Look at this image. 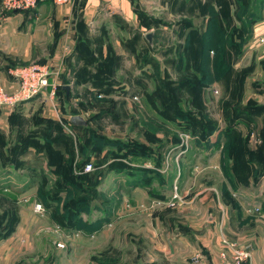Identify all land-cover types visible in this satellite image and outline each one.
Returning <instances> with one entry per match:
<instances>
[{
  "label": "rangeland",
  "instance_id": "374dc122",
  "mask_svg": "<svg viewBox=\"0 0 264 264\" xmlns=\"http://www.w3.org/2000/svg\"><path fill=\"white\" fill-rule=\"evenodd\" d=\"M137 6L151 43L104 29L102 73L0 105L7 264H195L221 234L264 264V0Z\"/></svg>",
  "mask_w": 264,
  "mask_h": 264
},
{
  "label": "crops",
  "instance_id": "0c3cea01",
  "mask_svg": "<svg viewBox=\"0 0 264 264\" xmlns=\"http://www.w3.org/2000/svg\"><path fill=\"white\" fill-rule=\"evenodd\" d=\"M144 0H42L34 9L9 11L2 7L0 0V84L6 88L15 86L10 70L20 64L38 61L48 65L52 71L51 80L58 83L56 95H68L69 85L76 79V71L93 69L92 63L83 62V55L96 56L101 49L100 34L121 30L122 38L128 41L146 39L147 31L142 30L137 3ZM153 1V0H148ZM119 40H112L116 53H126L119 47ZM105 46L103 42L101 47ZM105 50V47H102ZM79 58V59H76ZM86 66L83 67L82 65ZM78 74V72H77ZM60 88H62L60 90ZM43 93L37 94L42 95ZM33 96V98L35 97ZM33 98H29L32 100ZM47 96L49 102L54 100ZM24 100L22 102L28 101ZM29 100V101H30ZM211 216L208 217V220ZM206 240L207 258L195 264H216L217 252L223 241L231 240L222 234ZM16 241H0V264L9 263L18 255ZM251 263V259H250Z\"/></svg>",
  "mask_w": 264,
  "mask_h": 264
},
{
  "label": "built area",
  "instance_id": "2783aa9c",
  "mask_svg": "<svg viewBox=\"0 0 264 264\" xmlns=\"http://www.w3.org/2000/svg\"><path fill=\"white\" fill-rule=\"evenodd\" d=\"M42 0H1L5 10L32 9ZM14 77L15 86L6 88L0 84V105L14 106L32 96L45 93L48 97H55L58 83L50 79L51 70L48 65L38 61L20 64L10 70ZM90 164L84 166L89 171ZM39 208V205H37ZM250 252L235 242L224 240L222 248L217 252L216 264H251ZM195 262L200 256L194 257Z\"/></svg>",
  "mask_w": 264,
  "mask_h": 264
},
{
  "label": "trees",
  "instance_id": "16d2710c",
  "mask_svg": "<svg viewBox=\"0 0 264 264\" xmlns=\"http://www.w3.org/2000/svg\"><path fill=\"white\" fill-rule=\"evenodd\" d=\"M137 13H138V10H137ZM140 14V15H139ZM250 14V13H249ZM138 15L139 16H143V14H141L140 12L138 13ZM148 41V40H147ZM151 43V42H150ZM202 48H204L203 46H202ZM88 55V54H87ZM84 56H86V55H83V60H84ZM89 57H90V59H89ZM76 59H79V58H77L76 57ZM95 60H97V58H96V56H93V55H88V59H87V62H89V61H91V63H92V66L93 67H95V69L94 70H96V71H98V73H102L105 69H106V67H105V65H100V62L99 61H97V65L95 66L94 64H95ZM83 62H85V61H83ZM86 62V63H87ZM25 64V63H24ZM83 67H85L86 65L85 64H83L82 65ZM117 68V67H116ZM110 69V70H109ZM114 69H115V67H109L108 66V68H107V70L108 71H114ZM91 69H84L83 71H90ZM95 74V73H94ZM97 74V73H96ZM92 75H90V77L88 78V80L89 81H91L92 83H94V80H96V78L95 77H91ZM111 76V77H110ZM109 77L113 80V78H112V75H110ZM62 88H60V90H61ZM33 97V96H32ZM31 98V97H30ZM22 102V101H21ZM87 124H88V122H87ZM87 124L86 125H83V127H85V126H87ZM73 125V124H72ZM74 126H76V125H74ZM76 127H81V126H76Z\"/></svg>",
  "mask_w": 264,
  "mask_h": 264
},
{
  "label": "water",
  "instance_id": "95a60500",
  "mask_svg": "<svg viewBox=\"0 0 264 264\" xmlns=\"http://www.w3.org/2000/svg\"><path fill=\"white\" fill-rule=\"evenodd\" d=\"M151 35H152V32H150V31L146 32V34H145V37L149 42H151ZM69 122L73 125H76V126H83V125L87 124L86 119L81 114L70 115ZM211 218L212 217H210L209 219H211Z\"/></svg>",
  "mask_w": 264,
  "mask_h": 264
}]
</instances>
